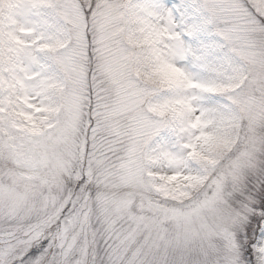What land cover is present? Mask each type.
<instances>
[{
	"label": "snow or ice",
	"instance_id": "6c2138e0",
	"mask_svg": "<svg viewBox=\"0 0 264 264\" xmlns=\"http://www.w3.org/2000/svg\"><path fill=\"white\" fill-rule=\"evenodd\" d=\"M0 264H264V0H0Z\"/></svg>",
	"mask_w": 264,
	"mask_h": 264
}]
</instances>
